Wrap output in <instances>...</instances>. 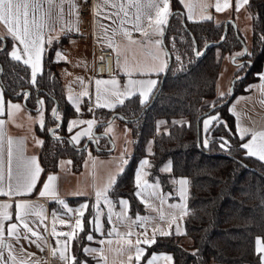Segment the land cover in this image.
<instances>
[{"label":"trees","instance_id":"obj_1","mask_svg":"<svg viewBox=\"0 0 264 264\" xmlns=\"http://www.w3.org/2000/svg\"><path fill=\"white\" fill-rule=\"evenodd\" d=\"M246 8L251 18L250 44L246 54L238 57L239 63L234 71V77L243 73L245 76L234 80L229 98L228 95H216L215 83L222 58L234 55L242 48L243 39L239 31L227 23L225 36L220 40L223 23H215L211 19L188 21L178 0H170L171 15L163 28L162 46L168 54L167 70L155 98L150 103L162 73L158 74L159 80L144 105L134 94L126 98L124 104L112 109H91L85 104L77 112L65 98L53 59L54 49L64 38L44 50L37 86L32 87L29 67L11 60L7 53L13 41L2 36L0 88L4 97L23 100L29 112H37V101H44L42 106L39 105L44 114V127L35 126L36 135L43 141L38 153L43 169L41 176L56 171L61 158H68L71 170L78 171L87 149L97 156L110 154L107 149L111 143L104 135L103 127L115 113L113 119L124 122L131 130L132 153L109 188L108 195L113 200L119 196L126 197L131 214L142 210L133 193L132 174L135 161L145 155L149 138L153 139L149 155L152 174H156L160 163L169 159V175L184 176L189 181V214L184 217L186 234L155 236L156 242L145 246V256L140 263L153 252L165 251L171 254L172 264H259L255 240L264 238V162L245 154L242 141L234 131L233 117L227 109L233 96L246 90L264 64V41L261 40L264 35V0H249ZM194 48L201 55L197 56ZM241 64L245 65L243 70L238 68ZM21 92L29 93L28 98L17 95ZM227 98L226 104L214 107L198 119L210 107ZM53 108L58 109L61 117L58 121L52 116ZM207 115H214L218 120H214L209 132L205 133L203 120ZM89 116L98 123L94 128L97 134L95 145L88 141L82 147L86 139L73 144L66 128L68 120ZM158 118L170 122L166 133L155 132L154 124ZM174 119L175 123L171 122ZM49 129L55 130V136ZM221 138L228 141L227 149L221 148ZM205 139L208 140L207 148L203 146ZM159 177L165 186L167 175ZM81 200L69 198L67 203L74 205ZM91 202L88 199V207L81 217L82 230H78L71 243L72 255L79 261L90 260L82 249L88 242L87 236L94 234ZM183 237L190 240L188 248L181 244Z\"/></svg>","mask_w":264,"mask_h":264},{"label":"crops","instance_id":"obj_2","mask_svg":"<svg viewBox=\"0 0 264 264\" xmlns=\"http://www.w3.org/2000/svg\"><path fill=\"white\" fill-rule=\"evenodd\" d=\"M82 1L83 0H63V3H61V0H53L52 5L49 6L44 2V0H41V7L44 11V21L47 25L43 31V36L45 39L43 48L45 50L52 43L58 42L64 38L63 42L54 49L53 59L55 61L57 73L62 81L65 98L74 110H76V107L69 101V96H72L73 99H78L80 109L79 112L81 111L82 106L85 104L91 109H110L108 107L96 106L95 81L97 79L111 80L115 78L118 82V88L120 91L124 90V87L128 84L129 79H153L158 82V74L162 73V71L141 75V70L147 72L149 68L159 67V62L154 61L152 56L158 53L154 42L156 40H161V36L156 34L153 28H148L147 17L148 15H154V12L151 9L144 7L142 8L143 15L141 17V25L142 27L147 28L149 31V42L147 44L128 43V39L120 31L121 27L126 31L132 32V39L138 42H142L145 39L139 34V32H136L133 29L132 23L120 25V19L124 18V16L123 13L119 11V8L122 4L127 6L128 0H107V3L105 0H92V15L90 23L88 24L87 28L83 30L80 27L78 18V8ZM139 2L141 5L146 4V0H139ZM178 2L181 5L184 16L188 21L204 20L202 18L203 5H208V7L203 11V15L210 16L211 20H213L215 23L224 24L227 21H232L243 39L247 52L251 36V18L246 6L241 8L239 12H236L235 0H230V3L232 4L230 8L221 12H217L214 7L216 0H186V2H190L192 4L193 8V19L189 20L187 8L184 6V4L180 3V0H178ZM73 4L75 5V8L71 7ZM113 4L116 6L112 7L111 5ZM128 12L129 17L134 20L135 8H128ZM2 36H7V34L4 27L0 25V37ZM49 40H51V43H48ZM15 43L17 47L21 48L22 52V47L19 46V42ZM109 43H111L113 47H109ZM12 47L13 44L9 52L11 51ZM161 47L163 51H165L162 45ZM96 48L108 50L110 52V74H95L94 56ZM114 48L116 50H114ZM57 52L61 53L62 58H57ZM117 53H119V55H117ZM237 53H243V49L241 48V50ZM237 53L231 56H224L222 58L215 83L216 94L219 96H221L220 93H222L220 84L221 82L224 87H226L223 89H227V93L225 95H228V90L234 77L236 65L239 63V56L236 55ZM232 57H235L233 59L235 63L231 61ZM163 59L167 62L166 57H163ZM117 61H119V64ZM227 71V75L223 77L224 72ZM129 72L131 73V76H129ZM260 74H264V64L255 80L247 85L244 92L235 94L227 107L228 111L233 117L234 131L237 136L240 138L237 131L238 123L240 127L249 129V135L245 137L242 143H246L251 139L250 133L252 131H264V92H262L258 87L261 83H264V81L259 79ZM101 88H111V85H102ZM84 92L90 94L89 99L86 98L87 95H81V93ZM134 94L138 95L140 101L139 91L136 90ZM108 99L110 101L115 100V98L111 96H109ZM4 100L6 105L7 102L10 101L13 104H19L21 106L20 110L13 109L11 111V116H9L7 106L5 105V112L4 114L0 115V121H3V127L2 130H0V133H2V135H0V161H2L3 164L4 185L6 186L8 183V140L12 139L13 141L12 171L14 177L13 182H15L18 158L21 154L25 158L35 156L37 158V162L39 163L38 153L41 144H38L37 141H42V138L35 133V126L40 125L39 117H37L35 114L36 112H29L24 106L22 100L8 99L5 97ZM117 105H119V103H116L115 106ZM72 120H93V127L96 124L94 118L91 116L83 118L73 117L68 120L66 125L67 129L69 122ZM112 120L110 122H112ZM161 121H163L162 124L159 123ZM174 121L176 120L174 119L171 122ZM169 125L170 122L164 118H158L155 120L154 124L155 132L166 133L168 131ZM87 128L88 125L86 123L73 127V130L69 135L70 141L73 135H75L77 132L86 130ZM92 129L90 134L91 136ZM104 132L105 129L103 127V133ZM88 138L89 136H82L80 138V142L82 139ZM72 143L79 144L74 142ZM152 143L153 139L149 138L145 145L148 156L152 152ZM243 150L246 154V150ZM107 158L108 157L106 156H97L91 154L86 158V160L81 165V168L76 172L71 170L70 160L68 158H61L58 162L56 171L40 176L36 188L30 195L23 197H13L11 200L8 197L0 196V204L5 202L13 204V207L9 209V212L13 215V219L12 221H5L6 225L11 222H16L15 202L19 200H24L32 205H35L37 209L41 207L43 209L42 218L37 216L27 217L28 221L30 222V227L37 231L40 236L43 237V240L37 241L36 243H31L29 240H25L23 239V236H21V239L19 242H17L14 238H9L5 234L4 242L5 244H10L12 246V253L14 256H16L17 260H25L28 262V264H62V261L59 259L58 252L55 257L52 255V249L56 247L57 240L56 237L52 236V229L55 227L57 231H73L76 219H81V217L78 216L77 210L81 208V205L87 204L88 199L92 200V198H95V181L97 180L98 186H104V184H108L109 179L112 177V169H110L111 163ZM48 175H54L56 177L54 185L59 199L64 202L63 205L59 204L58 202H54L52 197L39 196V192L42 190L43 183L47 180ZM69 198H82V200L74 205H70L67 203ZM53 213H55V217L53 216ZM54 219L55 224H53ZM61 220H63L64 223H61ZM20 231L21 233L23 232L22 229ZM93 231L94 234H89L93 237V239L88 240V242L84 244L83 249L90 248L96 249L97 251L89 254H86L83 251L85 256L89 257L90 260H82V264H84V262H86V264H128L129 254L133 256L135 254L134 246L136 241L138 239L143 241L145 238L144 235L137 231L131 232V236H127V233L129 232H114L112 235H109V233L106 232L98 233L95 232L94 229ZM77 232L78 230L76 233ZM29 237L30 240H35V238L31 237L30 234ZM121 237H124V239H121ZM147 237L151 238L152 236ZM59 239L64 241L67 238L59 237ZM127 240H131L132 246H129V244L126 242ZM101 241H104V243H100ZM108 241H111V243L109 244ZM146 245L147 244L141 243L139 247L145 249ZM21 249H23V252H21ZM101 249L103 250L102 253L99 251ZM8 253V248H4L2 250V259H0V264H2V260L8 259ZM29 253L31 254V257L27 255ZM70 253L72 254L71 250ZM43 254L47 255L46 259L42 258ZM153 254L171 256L170 253L165 251L153 252L140 264H146L147 259H150ZM101 256H103L104 259H101ZM132 264H136L134 259ZM159 264H166V262L160 261Z\"/></svg>","mask_w":264,"mask_h":264},{"label":"snow or ice","instance_id":"obj_3","mask_svg":"<svg viewBox=\"0 0 264 264\" xmlns=\"http://www.w3.org/2000/svg\"><path fill=\"white\" fill-rule=\"evenodd\" d=\"M45 3H47L49 6L52 5L53 0H44ZM107 3V0H105ZM61 3H63V0H61ZM180 3L184 4V6L188 10V19H193V8L192 4L190 2H186V0H180ZM249 0H235V10L236 12H239L241 8L248 5ZM112 7H115L116 5H111ZM232 4L230 3V0H216L214 7L217 12H221L224 10H227L230 8ZM71 7L75 8V5H71ZM148 8L151 9L154 12V15H148V28H153L154 32L158 34L159 36L163 37V26H165L168 22L170 13V0H146V4L141 5L139 0H128L127 6L120 5L119 11L123 13L124 18L120 19V25H124L125 23H132L133 29L136 32H139V34L144 37V41L138 42L134 39H132V32L126 31L122 27L120 31L122 34L128 39L129 44H137V43H143L147 44L149 42V31L147 28L142 27L141 25V17L143 15L142 8ZM208 7V5L202 6V18L204 20L211 19L208 15H203V11ZM128 8H135L134 13V20L129 17ZM108 18V17H105ZM0 25L4 27L6 30L7 36H10L13 43V47L9 53H7L12 61L15 62H22L24 65L29 67L31 69V79L30 84L32 87L37 86V73L41 70V58L42 53L44 52L43 45L45 43V39L43 36V31L46 28V23L44 21V11L41 7V0H0ZM3 37H0V42L3 41ZM261 40L264 41V35L261 36ZM15 42H19V46L21 48L17 47ZM48 43H51V40L48 41ZM156 49L158 50V53L156 55L152 56V59L154 61L159 62L158 68H149L147 72L144 70H141V75H146L151 72H158L163 71L167 67L166 60L163 59V57L167 56V52L163 51L161 45L162 40H156L154 42ZM109 47H113L111 43L108 45ZM114 50H116L114 48ZM0 51H3L2 48H0ZM195 54L197 56L201 55V53L193 49ZM246 53H237L236 55L242 56ZM119 55V53H117ZM151 55V53H150ZM57 58H62L61 53H56ZM235 63V61L233 60ZM119 64V61H117ZM245 65L241 64L238 66L240 70H243ZM3 69L0 67V73H2ZM129 76H131V73H128ZM23 79V78H22ZM259 79L261 81H264V74L259 75ZM96 84V106L97 107H108V108H114L116 103L124 104L125 99L132 96L136 90L139 91L140 96V104L144 105L150 98V94L152 93L153 89L155 88L157 81L153 79L148 80H132L129 79L128 84L125 85L124 90L120 91L118 88V82L115 78L111 80H101L97 79L95 81ZM102 85H111V88H105L102 89ZM259 89L264 92V83H261L259 86ZM87 92L81 93V95H87ZM17 95H22L25 99L28 98L29 93H17ZM224 94L221 93V96ZM114 97V101H110L108 97ZM69 101L76 107V111L79 112V103L78 99H73L72 96L68 97ZM38 105H43V100L37 101ZM5 105L6 102L4 100V93L3 90L0 89V115L4 114L5 112ZM7 109H8V115L11 116V111L13 109L20 110L21 106L19 104H13L10 101L7 102ZM91 111V109H89ZM39 112V124L41 128L44 127V114L42 108H38ZM52 115L55 120H60L61 117L59 115L58 109L53 108L52 109ZM214 120H218V117L216 116H208L204 118L203 120V130L205 133L209 132V126L212 124ZM87 124L88 128L86 130L77 132L75 135L71 137L70 142L79 143L80 138L82 136H89L91 139V129L93 127L94 121L88 120V121H77L72 120L68 124V131L72 132L73 127L79 126L80 124ZM163 123V121L159 122ZM175 123V122H174ZM3 127V121H0V130H2ZM59 127V125H57ZM110 130V129H109ZM237 131L239 133L241 141L245 139L247 135H249V129L240 127L239 123L237 124ZM49 132L55 136V130L49 129ZM2 135V133H0ZM251 139L246 142L242 143L241 147L246 150V154L249 157H255L261 162H264V131H252L250 133ZM58 139V137H57ZM222 139L221 148L227 149L229 147L228 141ZM38 144H42L43 141H37ZM12 145L13 141L12 139L8 140V171H7V180L8 183L5 186L4 185V175H3V164L2 161H0V196L8 197L10 200L13 197H23L26 195H30L33 190L36 188L37 182L41 176V173L43 169L41 168L40 164L37 162V158L35 156H32L30 158H25L21 154L18 158L17 163V171L15 176V182H13V171H12V161H13V152H12ZM203 146L205 148L208 147V140L205 139L203 141ZM149 161L147 159H143L140 161L139 169L135 173V179H136V187L137 189H153L151 195L156 196V189L160 187L159 182H156L155 184H149L148 181L143 180V177L147 175V173L144 171L146 167H150ZM162 171H170L171 166L167 165ZM56 180V177L54 175H48L47 180L43 183V188L39 192L40 197H52L58 202L59 204L63 205L64 202L59 199L58 194L55 189L54 182ZM174 184H178L179 188L177 189L181 203L178 204H172L170 207L173 209H178L181 213V218L185 215H188V207H187V199H188V185L189 181L187 179H180V180H173ZM115 183V177H111L109 179V182L107 185H105L104 188L96 190L95 191V197H96V204L99 205L101 200H103L104 204L108 206L109 208V219L111 218V208H112V201L108 199V192L110 186ZM137 196L141 195L140 191L136 192ZM161 203L164 201V197L161 196ZM120 205L124 208H127L128 201L126 200H120ZM13 207L12 203H2L0 204V259H2V250L4 248L9 249L8 253V259L2 260V264H28L25 260H17L16 256L12 253V246L10 244H5V234L9 238H14L17 242L21 239V236H23V239L29 240L31 243H36L37 241L43 240V237L40 236V234L35 231L32 227H30V222L28 221L27 217L29 216H37V217H43V209L42 207L37 209L35 205H32L24 200H19L15 202V221L5 224V221H12L13 215L9 212V209ZM66 207V206H65ZM88 205H81V208L77 210L78 216L83 217L84 215V209H86ZM53 216L55 217V213H53ZM119 218V217H118ZM137 221H140L141 218L138 216ZM143 221L147 222L148 217L142 218ZM161 219H163V216L161 215ZM177 217L175 215L172 216L171 220L169 221V227H171L172 223L176 221ZM61 223H64L63 220L60 221ZM96 231L101 230V225L99 222V213L97 212V218L94 221ZM53 224H55V219L53 221ZM23 230L21 233L20 230ZM82 230V221L80 218H77L75 221V226L73 228L72 232H63V231H57L55 227L52 229V236L56 237V247L52 249V255L53 257L56 256L57 252L59 253V259L62 261V264H82L81 261L76 259L74 255L70 253L71 250V241L73 240L76 231ZM112 231H115L113 229ZM112 231L109 232V235H112ZM156 232H160L161 235L168 236L171 233L169 231H163L161 229H154L153 230V236L151 238H148L145 233V238L143 241L137 240L135 244V254L134 256L129 254L128 256V264H132L133 259L135 260L136 264H140L141 258L145 256V249L139 247L141 243L151 245L156 242L155 235ZM29 234L31 237H34L35 240H30ZM176 234H186L183 233L179 225L176 227ZM132 233H127V236H131ZM59 237H66L67 239L64 241H61ZM88 240H92L93 237L89 235L87 237ZM121 239H124V237H121ZM129 246H132L131 240L126 241ZM100 243H104V241H101ZM110 244L111 241H108ZM63 245V246H61ZM43 250V249H41ZM83 251L86 254L96 252V249H90V248H84ZM102 253V249L99 250ZM21 252H23V249H21ZM255 252L259 259V264H264V238L257 237L255 240ZM195 255V253H193ZM29 257H31V254H27ZM101 259H104L103 256H101ZM172 256L170 255H155L153 254L150 259H147L146 264H159L160 261H165L166 264H172ZM86 264V262H84Z\"/></svg>","mask_w":264,"mask_h":264},{"label":"rangeland","instance_id":"obj_4","mask_svg":"<svg viewBox=\"0 0 264 264\" xmlns=\"http://www.w3.org/2000/svg\"><path fill=\"white\" fill-rule=\"evenodd\" d=\"M230 69V68H229ZM164 71V70H163ZM162 71V72H163ZM228 73L224 72L223 77L226 76ZM234 78V77H233ZM224 79V78H223ZM221 84V92L224 94L221 97H225L227 93V89L224 87V85ZM223 90V91H222ZM221 94V93H220ZM217 95V94H216ZM219 96V95H217ZM37 117H39V113H35ZM208 116H214V115H207ZM205 117V118H206ZM105 134L108 136L109 141L112 145V152L108 154L106 157L109 159V162L111 163L110 169H112V177H115L119 172L122 171L124 165L127 163L129 156L132 153V139H131V130L127 124L124 122L113 119L112 122H109L104 125ZM110 129V130H109ZM86 156L83 160V162L86 160L87 157L91 155V152L89 149L86 151ZM143 159H147L150 163L149 156L147 155L146 147H145V155L139 157L134 164L133 167V174H132V183L134 185V196L136 201L141 206V211H136L134 214H131L129 212V204L127 205V208H124L120 205V200H127L126 197L119 196L116 198V200H113L108 195V199L112 201V208H111V218L109 219V208L106 206L101 200L100 204H96V197L92 198V227L95 230V232H106L109 233L113 229L115 231H112V233H122V232H140L142 235L145 236V233L147 236H153V230L154 229H161L163 231H169L171 234H176V227L179 225L182 232L184 233V217L181 218V213L178 209H173L170 207L172 204H178L181 203L179 194L177 189L179 188L178 184H174L173 180H180V179H186L184 176H172L169 175L170 171H162L165 166L170 165L169 159L163 161L160 163L156 168V174H152L150 167H146L144 171L147 173L143 177V180L148 181L149 184H155L156 182H159L160 187L156 189V196H152L151 193L153 189H137L136 187V179H135V173L139 169L140 161ZM82 162V164H83ZM171 166V165H170ZM159 175H167L166 182L167 184L164 186L160 180ZM97 180L95 181L94 186V192L96 190L102 189L104 186H98ZM140 191L141 195L137 196L136 192ZM164 197L163 203H161L160 197ZM187 203V201H186ZM97 212L99 213V222L101 225V230L96 231L95 223L94 221L97 218ZM161 215L163 216V219H161ZM175 215L177 217L176 221L172 223L171 227H169V221L171 220L172 216ZM140 217L141 220L137 221V217ZM119 217V218H118ZM148 217V221H143L142 218ZM161 235L160 232H156V235ZM182 235V234H181ZM88 237V236H87ZM181 244L183 247L188 248L190 245V240L186 237H183L181 239ZM213 264V263H210Z\"/></svg>","mask_w":264,"mask_h":264},{"label":"built area","instance_id":"obj_5","mask_svg":"<svg viewBox=\"0 0 264 264\" xmlns=\"http://www.w3.org/2000/svg\"><path fill=\"white\" fill-rule=\"evenodd\" d=\"M92 15V0H83L78 8V18L80 27L85 30L90 23ZM111 54L108 50L96 48L94 56L95 74H110ZM87 99L90 94H87ZM53 201L56 200L53 198ZM57 203V202H56ZM43 259L47 258L46 254L42 255Z\"/></svg>","mask_w":264,"mask_h":264},{"label":"water","instance_id":"obj_6","mask_svg":"<svg viewBox=\"0 0 264 264\" xmlns=\"http://www.w3.org/2000/svg\"><path fill=\"white\" fill-rule=\"evenodd\" d=\"M228 22H229L230 24H232V26L234 27V29H236V27L234 26V24H233L232 21H227V22H225V23H224L223 34H222V37H221L220 40H222V39L224 38V36H225L226 24H227ZM165 26H166V25H165ZM161 40H162V37H161ZM241 43H242L243 53H246V46L244 45V42H243L242 40H241ZM195 49H196V48H195ZM196 50H197V49H196ZM203 51H204V48H203L202 52H203ZM165 52H167V51L165 50ZM167 55H168V54H167ZM242 56H243V55H242ZM234 58H235V57H232V58H231V61H233ZM168 59H169V57H168ZM237 64H238V63H237ZM166 70H167V67H166V68L164 69V71L162 72V75H161V78H160L159 84H158V86H157V88H156V90H155V92H154V94H153V96H152V99H151L150 103L153 101V99L155 98V95L157 94V92H158V90H159V88H160V85H161V82H162V80H163V78H164V76H165ZM243 76H245V73H243V74L240 75L239 77H234V78L232 79L231 84H230V87H229V90H228V98L231 97V95H232V84H233L234 80L239 79V78H242ZM21 93H23V92H21ZM228 98H227L226 100H224L223 102H221V103H219V104H216V105L210 107L207 111H205L204 113H202V114L198 117V119H199L201 116L206 115V114H207L208 112H210L214 107H218V106H220V105L226 104V102L228 101ZM22 101H23V100H22ZM146 106H148V105H146ZM38 108H39V105H38ZM114 115H115V113H112V114L110 115L109 119L106 121V123H107V122H110V121L113 119ZM52 116H53V115H52ZM97 124H98V123H96V124L94 125L93 129H92V136H91L92 138H91V139H90V138L86 139L85 142H84V144L82 145V147H85V146L87 145V142H88V141H91L92 144L95 145V137L97 136V134L94 132V128L97 126ZM104 135L107 136L106 134H104ZM107 137H108V136H107ZM108 139H109V138H108ZM107 150L111 151V150H112V145H111L110 148L107 149Z\"/></svg>","mask_w":264,"mask_h":264}]
</instances>
